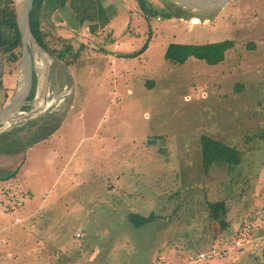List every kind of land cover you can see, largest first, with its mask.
<instances>
[{
    "label": "rangeland",
    "instance_id": "obj_1",
    "mask_svg": "<svg viewBox=\"0 0 264 264\" xmlns=\"http://www.w3.org/2000/svg\"><path fill=\"white\" fill-rule=\"evenodd\" d=\"M64 1L53 0L41 21L57 51L59 37L72 43V65L32 46L44 97L21 114H55L51 148L64 161L52 169L47 155L24 183L0 182V264H264V0H231L216 12L171 0H145L144 8L137 0ZM181 10L188 16H174ZM226 39L235 47L217 66L165 60L172 43ZM7 73L0 101L17 86ZM203 135L237 147L242 164L206 176ZM8 154H0V177L22 161ZM216 200L226 201V229L208 218ZM131 213L156 216L137 228ZM242 238L245 247L232 248ZM211 247L230 251L196 258Z\"/></svg>",
    "mask_w": 264,
    "mask_h": 264
},
{
    "label": "trees",
    "instance_id": "obj_2",
    "mask_svg": "<svg viewBox=\"0 0 264 264\" xmlns=\"http://www.w3.org/2000/svg\"><path fill=\"white\" fill-rule=\"evenodd\" d=\"M52 1L53 0H34L33 8L30 14V28L33 36L35 37L39 45L45 50V52L57 58L60 62H63L65 66H71L72 59L68 56L71 54L73 55L72 43L68 39L59 37V41L62 43V49L60 51H57V49L52 46V43L47 40V38L51 36V30L44 29V27L42 26L41 15ZM137 1L144 8L145 0ZM61 3L64 6L65 1L61 0ZM146 11L148 10L144 9V12ZM181 13L188 16L186 11L184 10L175 13L174 16L182 17V15H180ZM234 47L235 43L230 39L206 44L172 43L169 45L168 49L165 52V60L175 65H183L189 59L194 58L196 60L204 61L210 66H217L225 60L226 53ZM0 54L1 86L3 83L1 76H3L4 69H6V67L8 66L7 74L15 75L18 72L19 62L21 58V37L17 26V16L13 0H0ZM77 56L78 55H76V57ZM36 87L37 79L36 73L34 72L33 90L26 105L22 107L23 113L33 111L32 103L36 97ZM8 101L9 96L6 95L4 97V101L0 105L1 109L6 106ZM53 115L55 114L47 113L46 115L41 117L19 121L8 131L0 133V154H4L5 152H8V155L11 156L25 154L28 148L50 138L52 134L60 127V120H57V122L53 124ZM24 132H27V136L24 137L25 142H23L20 138L21 134ZM6 147H8L7 150L5 149ZM200 150L202 170L206 176L209 175L213 167L219 164L227 165L228 171L232 172L238 166H240L244 160V153L237 147L225 144L224 142L213 139L207 135H203L201 137ZM24 160L25 156L24 159H22L21 163L17 166L15 171L9 173L8 175L0 177V181L6 182L15 178L21 166L23 165ZM226 211L227 209L225 200L208 202L209 220L213 222H219L224 229H226V227L229 225L224 221ZM155 216V214H151L148 217H144L136 215L135 213H131L128 216V220L135 227L141 228L148 223L154 222ZM80 236L81 235L79 234V237ZM238 241L242 242L241 246H237L234 244L235 246H232V248L242 249L245 247L246 242L244 241V238H242L241 240L238 239ZM213 247H211L210 251L200 252L199 254L202 253L205 255H210L212 251H218L222 254V257L220 259H223L226 253L228 254L227 249L228 251H230L229 248L219 251L216 249V247ZM198 255L196 256V258H198ZM215 258L219 259V257Z\"/></svg>",
    "mask_w": 264,
    "mask_h": 264
},
{
    "label": "water",
    "instance_id": "obj_3",
    "mask_svg": "<svg viewBox=\"0 0 264 264\" xmlns=\"http://www.w3.org/2000/svg\"><path fill=\"white\" fill-rule=\"evenodd\" d=\"M185 10L216 12L224 9L231 0H171ZM17 26L21 37V58L18 67L17 89L6 106L0 110V127L10 128L27 116H21L22 107L26 105L34 86V59L32 46L45 51L37 42L30 28V14L34 0H13ZM44 97L36 95L34 100ZM32 115V114H31Z\"/></svg>",
    "mask_w": 264,
    "mask_h": 264
},
{
    "label": "crops",
    "instance_id": "obj_4",
    "mask_svg": "<svg viewBox=\"0 0 264 264\" xmlns=\"http://www.w3.org/2000/svg\"><path fill=\"white\" fill-rule=\"evenodd\" d=\"M35 73H36V69H35ZM15 75L17 76V74H15ZM2 80H3V78H2ZM16 83L18 84V76L16 78ZM14 88H15L14 91H16L17 86L14 87ZM10 91H11V89H9V88H5L4 89V91H3V101H4V97L6 95H8L9 99H10V96H11V92ZM3 101H0V105H1V103ZM53 142H54V139L51 136L47 140H44V141H42V142H40L38 144H35L34 146L28 148L27 151L25 152V154H22V159H24V156H25V160H24V163L21 166L17 176L15 178L9 180V181H6V182H1L0 181V182L3 183V184L4 183L17 182V181L20 182V183H24L25 174H29V176L32 178V176L34 175V173L36 171L35 165H38L40 162H42L43 159H45V157H47V155H50L48 158L51 160L52 169H54L55 164H58V161H59V163H61L64 160H62L63 153L61 154V152L59 150L51 148L53 146ZM31 154H33V156H32V161L30 162L29 158H30ZM18 155H21V154H18ZM20 163H21V161L18 163V165ZM28 165H31V169L30 170L25 168ZM32 166H33V168H32Z\"/></svg>",
    "mask_w": 264,
    "mask_h": 264
},
{
    "label": "built area",
    "instance_id": "obj_5",
    "mask_svg": "<svg viewBox=\"0 0 264 264\" xmlns=\"http://www.w3.org/2000/svg\"><path fill=\"white\" fill-rule=\"evenodd\" d=\"M5 244H7V241L4 238L1 237L0 238V248L3 245H5ZM236 245H241V242L240 241H237L236 242ZM0 252H1V250H0ZM212 257H219V258H221L222 257V254H221V252H218V251H212V253L210 255H205V254H202L201 253V254L198 255V260L205 261V260H208V259H210Z\"/></svg>",
    "mask_w": 264,
    "mask_h": 264
},
{
    "label": "bare ground",
    "instance_id": "obj_6",
    "mask_svg": "<svg viewBox=\"0 0 264 264\" xmlns=\"http://www.w3.org/2000/svg\"><path fill=\"white\" fill-rule=\"evenodd\" d=\"M195 20H196V19H193V23H195ZM42 63H44V62H42Z\"/></svg>",
    "mask_w": 264,
    "mask_h": 264
}]
</instances>
